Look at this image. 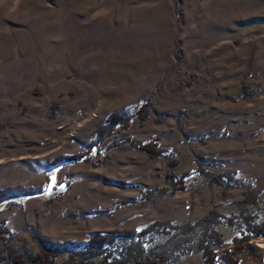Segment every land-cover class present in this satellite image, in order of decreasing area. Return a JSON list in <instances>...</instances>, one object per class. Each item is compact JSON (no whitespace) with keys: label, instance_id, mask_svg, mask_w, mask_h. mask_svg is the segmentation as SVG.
I'll return each instance as SVG.
<instances>
[{"label":"rangeland","instance_id":"1","mask_svg":"<svg viewBox=\"0 0 264 264\" xmlns=\"http://www.w3.org/2000/svg\"><path fill=\"white\" fill-rule=\"evenodd\" d=\"M147 99L149 117L106 138L98 156L59 162ZM152 137L177 168L130 144ZM199 165L231 182L213 184ZM170 173H192L186 190L173 193ZM9 197L23 203L0 225L24 255L160 223L163 234L125 249L207 264L200 242L215 213L226 264L246 218L264 221V0H0V199ZM248 244L240 264H264V236Z\"/></svg>","mask_w":264,"mask_h":264},{"label":"trees","instance_id":"2","mask_svg":"<svg viewBox=\"0 0 264 264\" xmlns=\"http://www.w3.org/2000/svg\"><path fill=\"white\" fill-rule=\"evenodd\" d=\"M151 112V101L147 99L138 106L133 116H125L123 113H115L111 115L109 122L97 130L96 138L86 152L62 157L58 159L59 162L61 164H76L92 160L100 154L101 147L106 138L114 133H119L130 128L135 117L145 121ZM126 142L128 141L121 140L116 142L115 145L119 146ZM130 144L136 149L146 153L153 160L167 158L169 160L168 168L170 170L177 168L180 164L179 160L173 157L174 155L172 152L160 148L159 139L157 137H152L148 143L142 145L134 142ZM196 173L202 177L213 178L214 180H211L213 184H226L231 182L228 175L223 174L219 177L214 176V174L205 171L200 165L198 166ZM191 175L192 173H187L178 177L174 173H170L166 176V180L173 185V193L183 192L186 190V180ZM23 199L24 197L1 198L0 214L11 207L20 206L23 203ZM214 216L217 217L215 213H212L204 220L208 222L209 225L206 234L200 242L207 264H217L218 256L214 250V244L216 242H219L220 244L223 243L221 236L216 231L217 224L212 222L215 218L212 220L211 217ZM244 223L245 229L244 231L240 229V236L234 241L235 246L233 251H226L222 257L226 264H240L237 257L244 250L242 245L251 249L252 247L248 244L249 241L253 238L264 236V221H254L246 218ZM164 232V227L160 223L154 224L139 232L135 230H112L106 235L100 234L91 238L86 244L87 247L81 251H71L65 248H42L40 253L28 256L24 255L20 250L14 247L13 243L16 239L15 233L0 225V264H28L33 262H39L40 264H95L94 260L100 258L106 260L105 264H125V262L128 261L133 262L134 264L140 263V261H143L142 264H158L155 257H143L139 255L138 251L129 248L125 249L124 245L135 241L140 242L147 236L155 237ZM64 256L67 257V260L60 262V259Z\"/></svg>","mask_w":264,"mask_h":264}]
</instances>
